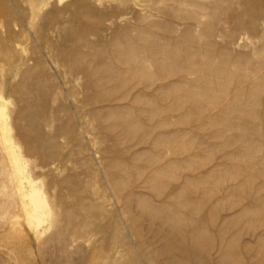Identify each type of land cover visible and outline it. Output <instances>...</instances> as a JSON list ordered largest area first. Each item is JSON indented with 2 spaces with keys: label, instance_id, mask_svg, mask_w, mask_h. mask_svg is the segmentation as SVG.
I'll return each mask as SVG.
<instances>
[{
  "label": "rangeland",
  "instance_id": "rangeland-1",
  "mask_svg": "<svg viewBox=\"0 0 264 264\" xmlns=\"http://www.w3.org/2000/svg\"><path fill=\"white\" fill-rule=\"evenodd\" d=\"M137 1L0 0V103L9 118L11 140L27 161L32 179L42 185L53 211L49 224L35 227L33 232L25 226L0 130V264H141L134 256L138 242L132 238L133 230L143 238L142 249L161 248L160 236L152 234L147 220L133 206L136 198H157L149 189L154 182H143L150 172L136 176V169L143 167L152 153L133 161L135 152L147 148L127 144L137 140L143 130L130 132L118 123L140 117L145 129L152 126L153 137L175 132L179 129L175 102L153 101L151 116L128 108L133 107L132 101L85 103V96L95 97V90L76 72L78 63L93 67L100 55L110 54L105 45L110 40L130 38L141 45L157 36L179 37L187 25L192 26L190 36L211 42L204 51L222 61L217 66L232 67L240 74L258 70L235 99L244 109L252 100L257 104V120L254 125L248 123V136L253 149L250 158L257 163L252 182L263 187L257 193L261 201L252 205L251 213L259 221L256 231H264V122L259 121L264 118V0ZM253 14L257 19L251 26ZM195 19L201 20L199 27ZM178 21L184 24L178 27ZM174 28L179 32H165ZM157 55L161 56L153 54L154 61ZM252 84H257V89L248 90ZM125 105L128 107L119 112L112 110ZM235 117L241 124L248 116L234 107L225 116L228 123L188 132L185 149L169 159H185L202 148L197 162L209 158L217 162L227 140L231 142L227 150H232L235 141L245 137L230 123ZM160 122L164 126H159ZM226 168L223 165L207 181H228L232 173ZM126 169L127 175L123 173ZM248 175L229 182L243 184ZM177 178L166 172L158 185L168 192L170 186L180 183ZM245 191L224 197V203L232 205L241 199L246 204ZM239 208H233L239 222L231 226L230 233L239 230L240 243L252 241L255 261L264 264L257 254L259 244L250 238L249 225ZM130 220L136 221L134 229ZM152 226L155 229L158 223ZM156 262L166 264L160 257Z\"/></svg>",
  "mask_w": 264,
  "mask_h": 264
},
{
  "label": "bare ground",
  "instance_id": "bare-ground-1",
  "mask_svg": "<svg viewBox=\"0 0 264 264\" xmlns=\"http://www.w3.org/2000/svg\"><path fill=\"white\" fill-rule=\"evenodd\" d=\"M256 19V14H253L251 26L255 25ZM200 22V19H195V26L199 27ZM182 24V21L176 23L178 27ZM191 27L187 25V29L182 31L179 37L157 36L144 40L141 45L130 38H124L122 41L110 40L105 44L110 54L100 55L93 67L78 63L76 74L85 78L89 89L95 90V97L85 96V103L132 101L133 107L125 105L123 108L113 107L112 110L119 112L120 109L128 107L151 116L153 101L173 99L175 110L179 113L175 122L179 127L177 131L160 132L154 137L151 134L152 126L145 129L140 117L133 121L123 119L118 123L119 126L130 129V132L143 130L137 140H134V137L131 139L134 142L127 144H143L144 148H147L135 152L131 158L133 161L152 153L146 157V164L138 168L139 170L136 169V176L141 178L146 171L150 172L143 178V182H154L149 189L153 190L157 198L154 201L136 198L133 206L138 209L141 218L147 220V228L152 234L160 236L161 248L150 251L142 249L143 238L138 230H133L132 238L138 242L135 258L141 264H157L156 259L159 257L163 258L166 264H258L260 260L255 261L256 257L252 252L253 242L249 240L244 244L240 243L239 230L230 233L231 226L239 222L233 208L240 205L238 213L246 218L250 229L248 234L258 242L257 254L264 261V231H256L259 221L251 213L253 206L261 201L257 193L263 187L262 184L255 186L252 182L251 173L257 163L250 158L253 149L248 136V123L254 125L257 120L254 112L257 104L252 100L247 106L248 109H244L235 99L236 94L244 90V83L258 75V70L240 74L233 71L232 67L217 66L222 61L204 51L211 42L202 40L200 36H190L188 30ZM177 29H167L165 32L178 33ZM158 39L163 42L159 43ZM153 54L161 56L157 55L154 61ZM153 63L156 65L154 73ZM156 72L159 75H155ZM158 81L160 82L157 83ZM253 85L248 90L252 87L251 91L257 89V84ZM0 99L3 100L1 94ZM234 107L248 116L243 118L246 123L240 124L236 117L230 121L239 134L245 136L235 141L234 149L227 150L231 143L227 140L222 146L224 152L217 162L210 161V158L203 163L197 162L195 158L202 152V148L185 159H169L170 156L179 154L178 150L185 149V137L188 132L228 123L225 116ZM4 109L3 103H0L2 142L7 145V154L12 163V182L24 213L25 226L33 232L35 227L49 224L52 210L42 185L32 179L27 161L19 154L11 140L9 118L7 119ZM148 121L153 120L148 117ZM259 121L264 122V118ZM164 124L160 122L159 126ZM223 165L232 173L229 180L220 179L218 184L208 182V177L217 175ZM127 171L126 169L123 173L127 175ZM166 172L181 179L177 185H168V192L158 185L160 176ZM242 175L249 176L245 183L230 184L229 181H236ZM241 190H246L243 198L247 200L246 204L242 203L241 199L235 200L232 205L224 203V197L238 194ZM154 222L158 223L155 229L152 226ZM135 223L136 221L130 220V228L134 229ZM50 225L52 226L51 223ZM214 254L216 258H213Z\"/></svg>",
  "mask_w": 264,
  "mask_h": 264
}]
</instances>
